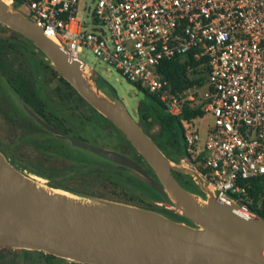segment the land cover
Wrapping results in <instances>:
<instances>
[{"label":"built area","instance_id":"2783aa9c","mask_svg":"<svg viewBox=\"0 0 264 264\" xmlns=\"http://www.w3.org/2000/svg\"><path fill=\"white\" fill-rule=\"evenodd\" d=\"M30 19L69 57L83 77L97 73L84 50L155 95L173 116L200 108L213 123L202 138L186 124L188 171L206 197L238 206L244 216L264 211V0H1ZM90 21V22H89ZM190 54L203 74L179 89L160 72ZM256 192V193H255ZM200 197V196H198ZM257 205L254 208V203Z\"/></svg>","mask_w":264,"mask_h":264},{"label":"water","instance_id":"95a60500","mask_svg":"<svg viewBox=\"0 0 264 264\" xmlns=\"http://www.w3.org/2000/svg\"><path fill=\"white\" fill-rule=\"evenodd\" d=\"M0 23L35 44L77 93L127 137L159 181L120 152L74 142L146 177L197 226L138 209L84 205L48 193L0 152V248L44 252L80 264H264V219L244 216L237 205L213 197L208 209H195L188 198L191 193L175 178L169 159L135 115L122 103L114 105L89 89L79 61L70 60L30 19L10 11L1 0Z\"/></svg>","mask_w":264,"mask_h":264},{"label":"rangeland","instance_id":"374dc122","mask_svg":"<svg viewBox=\"0 0 264 264\" xmlns=\"http://www.w3.org/2000/svg\"><path fill=\"white\" fill-rule=\"evenodd\" d=\"M85 4L90 7L91 0H82L79 14L83 17L87 14ZM81 58L107 83L108 90L100 89L95 84V75L84 77L92 90L104 97H117L116 104L122 103L139 122V102L150 100L145 90L129 82L115 67L98 59L93 51L84 50ZM202 74L200 68L188 71L187 85L197 83ZM61 77L51 60L35 44L0 23V152L7 162L48 193L98 208L138 209L197 228L176 209L173 198L162 195L146 177L73 143V140H79L93 147L120 152L140 164L153 180L159 181L153 168L127 137L74 88H69ZM25 94L36 107L42 108L43 114L39 116L58 125L63 136L36 125L29 115L33 106L29 105ZM212 123L209 114L194 121L202 138ZM145 130L169 159L173 175L179 173V176L189 178L188 171L175 168L178 158L159 138V126L145 125ZM178 182L186 190L190 188L186 178ZM200 191L206 195L205 191ZM0 264L80 263L59 257L49 260L46 253L39 251L0 248Z\"/></svg>","mask_w":264,"mask_h":264},{"label":"trees","instance_id":"16d2710c","mask_svg":"<svg viewBox=\"0 0 264 264\" xmlns=\"http://www.w3.org/2000/svg\"><path fill=\"white\" fill-rule=\"evenodd\" d=\"M197 65V63L193 62L191 55L188 54L163 63L162 66H160L159 70L165 77L173 80L177 88L182 89L186 84H189L187 83V72L189 66L196 67ZM61 79L69 88L73 89V87L63 77H61ZM193 83L194 82H191V84ZM95 84L100 89L104 88L105 90H108L106 81L100 75L95 77ZM145 94L149 96L150 100L139 102L137 112L139 118V125L145 132V125L150 127L154 125L159 126V138L161 139L163 144L166 145L168 149L172 151V153L176 154L179 160L186 154L187 149L184 138L185 125L189 123H194V121L198 118H202L204 116V112L200 108H187L183 111L181 115L173 116L167 112L165 105L161 103L155 95L149 93L148 91H145ZM26 98H28L29 102L32 103L29 97ZM159 149L161 148L159 147ZM108 161L115 164L110 160ZM174 175L178 181H180V179L183 177L186 178L190 185V188H187V190L191 194L205 197V195L201 193L200 189L192 182L190 177L188 178V176L184 175L179 176V173H174ZM257 190L264 192V187H258ZM256 205L257 201L254 203V208L256 207ZM258 212L260 218L264 219V211ZM47 258L51 260L56 257L47 254Z\"/></svg>","mask_w":264,"mask_h":264},{"label":"flooded vegetation","instance_id":"af4514ba","mask_svg":"<svg viewBox=\"0 0 264 264\" xmlns=\"http://www.w3.org/2000/svg\"><path fill=\"white\" fill-rule=\"evenodd\" d=\"M25 97H27V94H25ZM115 98H117V97H115ZM28 103H29V105L33 106V111L32 112L29 111V115L31 116L32 120L36 123V125L39 128H42L43 130H46L48 132L54 133V134L59 135V136H63L64 135L63 130H59L57 128L58 125L54 124V122H51L49 119H45L44 117H42V116L40 117L39 116L40 114H43L42 108H40L38 106L36 107V105H34L35 103H33V101H32V103L31 102H28ZM39 120H41L43 123L49 125V127H51V129L46 128ZM74 141L79 142V140L78 141L77 140H73V143L76 146H78L79 148H81L82 150H85V151H87L89 153L96 154L93 151H91L90 149L85 148V147H83V146H81L79 144H76ZM86 143H88V142H86ZM96 155H98V154H96Z\"/></svg>","mask_w":264,"mask_h":264},{"label":"bare ground","instance_id":"6f19581e","mask_svg":"<svg viewBox=\"0 0 264 264\" xmlns=\"http://www.w3.org/2000/svg\"><path fill=\"white\" fill-rule=\"evenodd\" d=\"M52 41L54 43H58L56 39L52 38ZM83 77V75H82ZM85 85L89 88V89H92V87L86 82L84 81ZM101 96V95H100ZM102 98L108 100L110 103L116 105V102H115V98H108V97H104V96H101ZM27 172V171H26ZM38 178V177H37ZM40 182V181H39ZM37 188H39V186H36ZM188 198L190 200V203L191 205L195 208V209H208L209 208V205H210V197H206V198H202V197H197L193 194H189L188 195ZM114 216V215H113Z\"/></svg>","mask_w":264,"mask_h":264}]
</instances>
